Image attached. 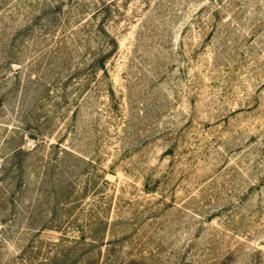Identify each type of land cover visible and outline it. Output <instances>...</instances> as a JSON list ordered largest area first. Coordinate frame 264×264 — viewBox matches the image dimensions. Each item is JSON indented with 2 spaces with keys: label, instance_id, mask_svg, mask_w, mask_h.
Returning <instances> with one entry per match:
<instances>
[{
  "label": "rangeland",
  "instance_id": "obj_1",
  "mask_svg": "<svg viewBox=\"0 0 264 264\" xmlns=\"http://www.w3.org/2000/svg\"><path fill=\"white\" fill-rule=\"evenodd\" d=\"M0 264H264V0H0Z\"/></svg>",
  "mask_w": 264,
  "mask_h": 264
},
{
  "label": "trees",
  "instance_id": "obj_2",
  "mask_svg": "<svg viewBox=\"0 0 264 264\" xmlns=\"http://www.w3.org/2000/svg\"><path fill=\"white\" fill-rule=\"evenodd\" d=\"M24 154V151L22 150H19L17 152H15V154H13V157H12V160H14V163H13V168L11 169H5V171L3 173H5V177L9 176V175H13V182L15 181H18L19 180V186H20V189L22 188V184H23V180H24V173H25V168L22 164V160L20 159L21 156H23ZM3 177V178H5ZM14 204V202H13ZM14 207H15V204H14Z\"/></svg>",
  "mask_w": 264,
  "mask_h": 264
}]
</instances>
